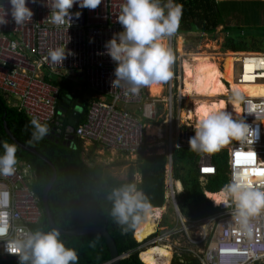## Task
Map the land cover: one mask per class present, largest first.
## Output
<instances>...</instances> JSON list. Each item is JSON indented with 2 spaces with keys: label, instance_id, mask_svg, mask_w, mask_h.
<instances>
[{
  "label": "built area",
  "instance_id": "built-area-1",
  "mask_svg": "<svg viewBox=\"0 0 264 264\" xmlns=\"http://www.w3.org/2000/svg\"><path fill=\"white\" fill-rule=\"evenodd\" d=\"M54 3L55 0L29 2L27 6L34 13L32 21L16 25L10 14L9 0H0V5L9 13L6 17L9 23L0 26V94L7 96L9 105L30 120L36 119L51 126L59 117L64 118L68 108L65 105L60 107L63 105L59 104L61 89L52 84L53 78L84 84L96 98L88 102L85 122L75 129L68 128L67 139L74 135L84 142L130 157L157 154L158 150L154 151L149 142L151 137L145 122L127 107L138 106L145 117L155 120L158 117L156 108L161 104L159 98L151 95L149 87H141L135 94L126 82L112 87L116 63L106 54L105 44L123 30L117 18L125 0H102L96 9L74 5L70 10V27L67 21L60 25L51 22L49 14L50 10L55 11ZM77 12L80 13L78 18ZM176 37V32L167 37L174 62L171 65L173 76L167 83L168 93L162 100L166 110L163 119L166 134L160 137L164 139L165 153L169 156L166 196L174 209L176 227H161V221L158 223L155 217L156 231L143 242H149L145 249L163 245L169 247L173 258L188 254L200 264H264V214L251 220V231L245 234L233 226L230 214L234 206L214 203L220 192L205 191L208 200L218 210L213 215L190 220L184 217L178 206L180 193L173 177V155L176 150L189 147L188 141L194 132L188 122L191 119L183 123L176 116V111H182L187 103L181 92L177 95L174 92V83L180 82L181 90L183 78L176 75L179 59L175 51ZM65 45L74 55L67 56L63 63L51 62L49 51ZM258 59H264V54L253 52L235 56V62L244 66L242 76L246 75V64L251 65L252 61L253 66L259 62L263 67L253 75L257 80L264 79V60ZM237 81L245 84L244 78L239 77ZM240 103L242 112L239 118L256 132L251 137L234 140L220 150L228 154L227 184L234 177H244L252 187L264 191V176L254 174L264 171V98L245 95ZM63 123L64 119L58 120L56 126ZM196 127L193 125L194 129ZM248 153L254 154V158ZM238 154L241 155L238 157ZM16 169L13 175L0 176V213H8L6 217L0 216V221L10 225L8 238L21 236V230H35L43 217L40 198L33 189L36 178L33 168L18 162ZM198 170L202 184L209 176L217 175L212 153L202 155ZM126 256L122 255L121 259ZM11 259L18 258L8 254L4 242L0 241V264Z\"/></svg>",
  "mask_w": 264,
  "mask_h": 264
},
{
  "label": "trees",
  "instance_id": "trees-1",
  "mask_svg": "<svg viewBox=\"0 0 264 264\" xmlns=\"http://www.w3.org/2000/svg\"><path fill=\"white\" fill-rule=\"evenodd\" d=\"M162 3H167V0H162ZM173 4L182 6L179 26L175 31L178 35L194 33L213 35L218 28L224 27L228 32L223 46L225 51L254 52L248 49V43L245 44L247 38L241 36V32H233L226 24L217 0H173ZM251 39H258V34H253ZM52 84L59 86L56 81H52ZM72 90L73 87H68L60 92L59 101L68 103L64 118L62 116L58 119H64V123L56 126L57 120L49 126V134L43 140L31 144L28 143L33 131L31 120L18 109L10 106L7 96L0 94V142L16 144L8 135L9 131L21 144L35 148L52 162L57 172V179L49 193L48 204L58 227L68 231L90 227L106 228L115 240L119 254L127 255L121 259V264H144L140 259V254L143 252L140 250L141 244L134 237L137 228L125 232L114 222L110 215L112 202L108 197L114 188L136 180L135 175L140 174L141 183H138V187L146 194L154 208H163L168 160L162 155L142 156L131 166L128 178L125 180L113 176L102 165L89 164L87 159L92 160V158L85 157L84 142L77 137L73 140L67 139L68 122L75 109L82 106L84 111L77 126L85 122L87 115V105H80V100L84 99L83 93ZM2 153L3 147L0 146V154ZM203 154L191 149L174 153V178L182 183L184 189L177 197V203L183 215L191 220H198L218 211L207 199L205 190L217 193L228 182L227 152L218 151L213 153V163L218 173L216 176H211L207 185L203 187L197 169V161ZM16 156L18 161L31 165L36 172L33 188L40 198L44 211L43 193L53 178L54 169L39 156L23 150L18 145ZM50 229L44 212L35 230ZM61 239L66 246L77 250L79 264H106L111 261L110 248L102 236L61 234ZM3 264H19V261L13 259ZM171 264L200 263L190 255L182 254L181 257L175 256Z\"/></svg>",
  "mask_w": 264,
  "mask_h": 264
},
{
  "label": "clouds",
  "instance_id": "clouds-1",
  "mask_svg": "<svg viewBox=\"0 0 264 264\" xmlns=\"http://www.w3.org/2000/svg\"><path fill=\"white\" fill-rule=\"evenodd\" d=\"M29 2L37 3V0H9L10 14L16 25L32 21L34 13L27 6ZM101 2L55 0V11L50 10L49 14L51 22L60 25L67 21L70 27V10L74 5L96 9ZM8 14L0 5V26L9 23L6 19ZM181 14L182 6L174 5L173 0H167V3H162V0H125L117 18L123 30L114 34L105 44L106 54L116 63L112 87L126 82L135 94L141 87L162 84L172 78L174 56L166 44V37L177 30ZM75 15L78 18L80 13ZM70 55L74 53L67 50L65 45L50 50L48 58L53 63H63ZM239 99V96L235 97L236 101ZM201 111L202 119L188 141L189 148L194 152L216 153L232 141L251 137L256 132L245 120L234 118L233 113L224 107L218 111ZM30 124L33 131L28 143H37L49 134L47 124H41L36 119L31 120ZM0 146L3 147L0 176L13 175L20 162L16 156L17 145L4 141L0 142ZM219 196L220 199L214 203L217 206H234L231 220L233 226L242 233H250L251 220L264 214V191L252 187L244 177H234L221 189ZM108 198L112 202L110 215L125 232L151 220L154 214L158 215V210L154 209L136 180L114 188ZM7 215V212L0 213L3 217ZM9 230L10 225L0 221V241L4 242L8 254L18 258L14 260L19 261V264H79L77 250L66 246L61 233L55 228L48 231L21 230L22 235L16 238H8Z\"/></svg>",
  "mask_w": 264,
  "mask_h": 264
},
{
  "label": "bare ground",
  "instance_id": "bare-ground-1",
  "mask_svg": "<svg viewBox=\"0 0 264 264\" xmlns=\"http://www.w3.org/2000/svg\"><path fill=\"white\" fill-rule=\"evenodd\" d=\"M237 55L242 54L229 53L225 55L223 69H221L222 66L219 64V60L221 61V59L206 52L193 54L190 60L183 61L185 87H182L180 92L187 98L186 109L188 111L186 115L183 114L185 118L191 120L197 118L198 125L203 116L202 109L218 111L222 107L232 112L234 118H239L242 112L241 103L236 100L228 101L225 99L230 89L235 93H241V95L243 94L247 97L264 98V79L257 80L253 75L263 67L259 62L253 66V62L251 61V65L246 64V75L242 76L244 74V66L235 62V56ZM263 60L258 59V61ZM239 77L245 79L243 82L245 84L237 81ZM228 86H230V89ZM192 98L196 99L194 107L189 108V102ZM159 134L158 129L152 128V133L149 135L156 136ZM178 187L181 191V183H178ZM215 198L219 200L220 196H215ZM157 210L158 215L154 214L151 220L143 223L136 229L135 238L139 242H143L155 233L157 227L155 217L160 218L163 212L162 209ZM170 256L171 252L168 247L155 245L149 247L146 251L144 250V253L141 255V261L144 264H159V260H161L162 264H168Z\"/></svg>",
  "mask_w": 264,
  "mask_h": 264
},
{
  "label": "rangeland",
  "instance_id": "rangeland-1",
  "mask_svg": "<svg viewBox=\"0 0 264 264\" xmlns=\"http://www.w3.org/2000/svg\"><path fill=\"white\" fill-rule=\"evenodd\" d=\"M219 8L222 12V16L226 24L233 30V32H241V36L246 37L247 39L245 44L248 43V49L251 51H261L256 53L264 54V1L262 0H225V3H220ZM253 34H258V39H251ZM240 35V33H239ZM236 35V36H239ZM228 32L224 27L218 28L217 32L213 35H205L202 33L199 34H190L184 35L178 39V44L175 48L177 55L179 54V59L177 60V71L176 75H181L185 79L183 72V61L190 60L191 55L199 53H210L213 56H217L221 69L224 67L225 55L229 54L228 51L223 49V46L227 40ZM182 38V39H181ZM244 44V41H242ZM175 43V40H174ZM244 44V45H245ZM179 45V46H178ZM233 53V52H232ZM253 53V52H244L241 54ZM220 55V56H219ZM183 78H181L182 87ZM175 85V95L180 92V82L176 81ZM157 86V87H155ZM168 86V85H167ZM167 86L165 90L167 91ZM230 89V86H228ZM156 90V91H155ZM164 87L162 84H154L153 93L156 97L162 95ZM239 96L240 100L245 95L241 93H235L233 91L228 92V96L225 97L226 100H235V97ZM196 99L192 98L189 102V108L194 107V101ZM187 102V101H186ZM193 104V105H192ZM79 110L83 111V107L78 106ZM188 109L184 106L182 113H187ZM192 126V131L194 132L193 125H197V118L188 121ZM151 136V135H150ZM160 140H153V137L150 138L149 142L151 146L154 147V151H157L159 148ZM84 147H87L85 150L86 157L91 156L92 160L90 163L92 165H102L107 168L108 172L119 179H127L130 173L131 166L136 162L137 159H132L121 153H116L114 151L106 150L101 148L99 145H88L84 144ZM135 179L139 180L138 175H135ZM174 211L172 208L168 209L166 216V224L169 228L176 227L174 222ZM149 245V242H145L140 246V249H145ZM9 262V261H8ZM7 263V262H6Z\"/></svg>",
  "mask_w": 264,
  "mask_h": 264
},
{
  "label": "crops",
  "instance_id": "crops-1",
  "mask_svg": "<svg viewBox=\"0 0 264 264\" xmlns=\"http://www.w3.org/2000/svg\"><path fill=\"white\" fill-rule=\"evenodd\" d=\"M262 1H264V0H262ZM217 2H220V3H225V0H217ZM222 13V12H221ZM194 34H196V33H194ZM184 35L185 34H183V35H178L177 34V37L174 39L175 40V45L177 46V44H178V39L180 38V37H183L184 38ZM186 35H190V34H186ZM166 44H167V46H168V40H167V37H166ZM179 46V45H178ZM229 53H232V52H230V51H228ZM240 53H244V52H238V53H232V54H240ZM53 81H56V82H58L59 83V87H60V89L62 90V89H66V88H68V87H73V90H72V92H76V93H83V100H80V105H87L88 106V102L90 101V100H92V99H94V98H96V95H95V93L93 92V91H91V90H89V89H87V88H85V85L84 84H80V83H75V82H73V81H70V80H66V81H64V80H60L59 78H53ZM167 83H168V81L167 82H165V83H162V86L164 87V90H165V88H166V86H167ZM155 87H157V86H155ZM153 89H154V85H152V86H150L149 87V92L151 93V95L153 96V97H156L155 96V94L153 93ZM156 91V90H155ZM167 93H168V90L166 91H163V93H162V95H160V96H158V98H159V102H161V104H159L158 105V108H156V113H158V117H157V119H155V120H153V119H148L147 117H145V115L143 114V112L141 111V109L138 107V106H135V105H132V106H129V107H127V110L128 111H130L135 117H138L139 119H141L142 121H144L145 122V124H146V126H147V133L148 134H151L152 133V128H156V129H158L159 130V132H160V134H161V136H159V135H156V136H153V135H149L151 138L153 137V140H156V141H158V140H160L159 142H158V144H159V149H158V153L157 154H155V155H162V156H165L166 158H167V160H168V163H169V156H168V154H166L165 152H166V147H165V144H164V139L162 138H160V137H162V136H164L165 134H166V126L163 124V119H164V117H165V114H166V110H165V108H164V106H165V104H163L162 103V100H165V97H166V95H167ZM60 102V101H59ZM62 104L63 105H61L60 107H64V105L65 106H67L68 107V103H66V102H62ZM187 104V103H186ZM78 108V107H77ZM177 113L176 114H178V115H176V116H179L178 118H179V121H182L183 123H185V121L187 120V118H185L184 116H183V114H185V113H182L181 111H176ZM81 113L83 114L84 113V111H81ZM84 142V141H83ZM84 144H88V145H92V144H90V143H87V142H84ZM102 148V147H101ZM104 149V148H103ZM184 149H190L189 147H185V148H182V149H179V150H176L174 153H176V152H178V151H181V150H184ZM85 150H87V147H84V151ZM107 150V149H106ZM155 150V149H154ZM85 153V152H84ZM205 154V153H204ZM203 154V155H204ZM213 154V153H212ZM122 155H125V154H122ZM155 155H150V154H146V155H139V156H137V157H131L132 159H137L136 160V162L138 161V159L140 158V157H142V156H145V157H152V156H155ZM90 156V155H89ZM85 157H86V153H85ZM127 157H130V156H127ZM201 157L202 156H200V158L198 159V161H197V169H198V163H199V161H200V159H201ZM87 158V157H86ZM227 158H228V154H227ZM173 159H174V155H173ZM90 161L91 160H89V159H87V162L89 163V164H91L92 165V163H90ZM174 161V160H173ZM135 162V163H136ZM168 163H167V168H166V177H165V204H164V207L163 208H154V209H162L163 210V212H162V215H161V217L160 218H157V220H158V223L161 221V224H160V226L161 227H164V226H167V224H166V222H167V220H166V216H167V213H168V209L169 208H172L173 209V207H172V205L169 203V201L167 200V196H166V194H167V190H166V185H167V175H168V172H169V166H168ZM97 165V164H96ZM34 171V170H33ZM34 173H35V177H36V172L34 171ZM198 173H199V170H198ZM138 175V177H139V180H137L136 179V181H137V183H141V175L140 174H137ZM226 175H227V177H228V165H227V171H226ZM114 176V175H113ZM200 176V175H199ZM173 177H174V174H173ZM211 176H209V178H210ZM209 178H208V180H209ZM229 179V178H228ZM123 180V179H122ZM208 180L204 183V184H202V182H201V180H200V182H201V184L203 185V187H205L206 185H207V183H208ZM174 182H175V186H176V189H177V191L181 194L183 191H184V189H183V185H182V183L180 182V181H177V180H175V178H174ZM178 183H181V185H182V189H181V191H180V189H179V187H178ZM205 191H207V190H205ZM207 192H209V191H207ZM220 192V191H219ZM210 193H212V192H210ZM218 193V192H217ZM179 194V195H180ZM209 194V193H208ZM208 199V198H207ZM173 211H174V209H173ZM175 214V213H174ZM183 214V213H182ZM185 217V216H184ZM161 219V220H160ZM188 219V218H187ZM174 222L176 223V216H174ZM191 220V219H190ZM155 222H156V219H155ZM157 223V224H158ZM136 232V231H135ZM151 236V235H150ZM149 236V237H150ZM134 237H135V234H134ZM148 237V238H149ZM136 239V238H135ZM146 240V239H145ZM144 240V241H145ZM136 241L138 242V243H143V242H139L137 239H136ZM169 248V247H168ZM147 250V249H146ZM145 250V251H146ZM170 250V249H169ZM171 252V251H170ZM142 253H144V251L142 252ZM142 253L140 254V259H141V255H142ZM142 260V259H141ZM197 260V259H196ZM172 261H173V253L171 252V256L169 257V262H168V264H171L172 263ZM199 262V261H198ZM163 262H161V260H159V264H162ZM200 263V262H199Z\"/></svg>",
  "mask_w": 264,
  "mask_h": 264
},
{
  "label": "water",
  "instance_id": "water-1",
  "mask_svg": "<svg viewBox=\"0 0 264 264\" xmlns=\"http://www.w3.org/2000/svg\"><path fill=\"white\" fill-rule=\"evenodd\" d=\"M82 110H79L78 108L74 111L71 118L69 119V127L72 129H75L79 123V120L81 119ZM8 135L11 137V139L23 150L30 152L32 154H35L39 156L42 160L47 162L53 169H54V175L51 180V182L47 185L42 198L43 208L45 215L47 217V220L49 222V225L51 229L55 228L57 229L62 235L65 236H88V235H98L102 236L106 241L111 251V261L107 264H121V255L119 254L118 247L116 245L115 240L112 238V236L109 234L106 228L103 227H90V228H80L73 231L63 230L60 227H58L53 219L52 213L49 208L48 204V196L49 193L56 182L57 179V172L54 168V165L51 161H49L46 157L41 155L35 148L27 147L23 144H21L9 131ZM75 138L74 135H71V138L69 140H73Z\"/></svg>",
  "mask_w": 264,
  "mask_h": 264
},
{
  "label": "snow or ice",
  "instance_id": "snow-or-ice-1",
  "mask_svg": "<svg viewBox=\"0 0 264 264\" xmlns=\"http://www.w3.org/2000/svg\"><path fill=\"white\" fill-rule=\"evenodd\" d=\"M241 154H238V157L240 156ZM249 157H253L254 158V154L252 153H248L247 154ZM256 175H260V176H264V171H261V172H258V173H254ZM231 251H234V250H231Z\"/></svg>",
  "mask_w": 264,
  "mask_h": 264
}]
</instances>
